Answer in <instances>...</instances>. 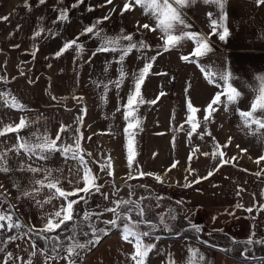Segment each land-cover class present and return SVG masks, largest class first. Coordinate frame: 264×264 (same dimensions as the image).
<instances>
[{"label": "rangeland", "instance_id": "374dc122", "mask_svg": "<svg viewBox=\"0 0 264 264\" xmlns=\"http://www.w3.org/2000/svg\"><path fill=\"white\" fill-rule=\"evenodd\" d=\"M125 3H129V10L123 9ZM73 4L79 5L73 7ZM61 9L67 10L68 20L54 23ZM105 16L109 19L103 20L100 27L107 34L116 36L122 30L130 35L139 32L150 37L146 43L150 47L134 49L120 63V51L93 55L98 42L91 36H80L78 42L84 45V50L79 56L75 46L59 57L55 55L65 42L75 39L84 26ZM148 19L133 0H112L111 3L108 0H46L44 4L39 0H0V77L6 80L0 81V91L14 95L26 106L25 111H20L0 104V129L15 127L21 117H25L33 122L23 128L29 132L25 137L33 132L43 134L47 131L55 139L60 133L59 145L73 144L71 137L81 136L80 154L96 177L100 193L93 190L92 195L86 196L87 203L79 199L85 196L83 192L68 197L78 201L73 205V220L78 225L76 239L81 243L92 239L88 223L108 229V233L100 234L98 243L79 250L76 264H98L99 250L94 256L92 254L100 243L109 236H120L121 231L103 223L113 219V214L103 209L113 207L115 200H139L141 197H147L143 203L152 207L149 220L157 222L156 217L164 215L167 221L169 208L177 217L175 221H168L173 228L171 233L160 226L154 235L161 238L150 240L157 245L150 254L158 255V261L161 259L166 264L171 254L174 264H185L186 246L189 245L204 254L207 264H226L232 259H264V243L256 242L264 241V159H261L264 133H257L255 129H228L222 118L221 103H213L220 95L218 87L211 88V81L209 84L202 77L195 64L190 69L185 68L186 62H196L198 66L205 62L211 64L217 60L216 55L208 51L197 57L195 45L189 40H182L175 48L164 51L163 34L159 30L152 31L154 26ZM146 23L149 29L142 27ZM197 24L205 29L208 23L198 21ZM209 24L210 29L213 25ZM37 31H41L39 36L35 35ZM134 40L137 41L135 37ZM185 56L188 60L182 59ZM174 62L177 64L176 86L170 90L169 63ZM145 63L152 64L140 88L145 102L128 109L127 97L135 90L134 74L138 76ZM121 67L125 78L117 88L112 82L120 79L118 69ZM156 71L161 76L154 75ZM158 77H161L160 85H156ZM158 90L161 102H158ZM203 97L208 101L202 102ZM189 103L196 112L188 111ZM125 111L133 113L128 120L124 119ZM189 116L194 117L192 122ZM136 120L140 121L138 126ZM130 123L133 124L129 133L135 153L131 169L125 133ZM194 124L196 131L192 132ZM62 125L68 131L60 132ZM77 128L79 133L75 131ZM13 134L14 131L12 141L9 135L0 136V152L7 153L10 169L7 173L0 172V201H4L0 208L7 212L11 205L13 219L25 227L0 231V248L4 249L0 252V264H67L64 259L46 261L43 252L46 241L38 239L35 231L27 232L28 228L42 229L45 217L55 219L53 214L60 210L63 197L57 198L55 189L47 187L28 197L22 193L39 187L33 182L44 179L45 169L52 170L51 179L59 181L57 186L63 191L83 188V166L71 158V153L68 158L57 152L47 160H39L29 158L23 150L19 154L9 151L15 145ZM109 160L111 169L107 168ZM221 160L229 163L222 164ZM102 164L105 165L103 170ZM29 165L41 171H27ZM130 172L133 179H129ZM140 172L146 175L139 176ZM149 173L152 175H147ZM198 178L200 182L195 183ZM185 183H191V187H184ZM105 194L107 199H104ZM50 196L53 198L46 203V208L37 204ZM157 196L162 199L157 201L154 199ZM178 201L183 203L178 204ZM238 204L242 207H236ZM248 208L252 211H247ZM85 211L101 215L83 221ZM189 221L200 226L202 231L198 234L192 231ZM72 223L66 224L70 227ZM64 229L62 225L61 229L46 235H59L61 240H66L70 233ZM85 232L88 235H84ZM9 236L20 238L9 240ZM249 239L253 240L251 245L247 244ZM228 247L233 254L223 251ZM33 252L36 254L32 255ZM240 255L248 258L242 259ZM93 257L96 258L92 260Z\"/></svg>", "mask_w": 264, "mask_h": 264}, {"label": "snow or ice", "instance_id": "6c2138e0", "mask_svg": "<svg viewBox=\"0 0 264 264\" xmlns=\"http://www.w3.org/2000/svg\"><path fill=\"white\" fill-rule=\"evenodd\" d=\"M46 0H39L40 4H44ZM79 2H83V0H79ZM112 0H108V3H111ZM135 5L140 6L144 10V15L148 16L155 24V27L151 29L152 31L159 30L163 36L165 37L163 48L164 51H168L169 47L175 48L178 44L181 43L182 40H192L197 44L195 55L197 57L201 56L203 53L200 50V43L203 39L198 36L197 33L186 31L187 28L190 27L182 17V14L179 8L186 6L189 3V0H133ZM174 5L179 6L174 7ZM78 6L77 4H73V7ZM123 9L129 10V3H125L123 5ZM90 11L92 9H89ZM4 19H7L5 17ZM109 19L108 16H105L103 19H96L90 25L84 26L81 33L75 39H72L68 42H65L63 47L55 54L59 57L65 50L72 48L75 46L77 49V56L80 55L84 50V45L79 43L80 36H91L92 39H95L98 42L97 48L94 50L93 55L96 52H116L120 51L122 54L119 56V61L122 63L126 56H128L134 49H145L150 47L143 40L135 41L133 35L125 34L122 30L119 35L112 36L107 34L100 25L103 23V20ZM68 20V12L67 10H59V15L54 21V23L66 22ZM216 22L213 21V24ZM144 29H149V24H144L142 26ZM43 29H41L42 31ZM41 31H37L35 33L36 36L41 34ZM176 33V34H173ZM227 35V31H225L224 35L220 36L221 40H224ZM126 42V43H125ZM159 47V46H158ZM205 47H207L205 45ZM35 55V52L32 53ZM184 60H188V57H182ZM152 60H155V57H152ZM152 67L151 63H145L144 67L139 71L138 76L134 74V83L135 90L133 93H130L127 97V108L132 109L134 104H143L145 101L140 96V88L143 83L146 74L149 72V69ZM120 79L113 81L117 88L123 83L125 78V71L123 67L118 69ZM0 81L6 82L5 78L0 77ZM95 83V82H94ZM105 92H107V85H105ZM240 96V93L235 89H230V92L227 96V103L225 105L226 110L230 108L231 105L237 104V98ZM10 97V98H9ZM139 98V99H138ZM138 99V103H137ZM220 100V97L217 96L213 103H216ZM155 103V101H152ZM0 104L11 107L16 110L25 111L26 106L23 105L18 98L14 95H10L8 92L0 91ZM211 108V105L208 106ZM251 111L240 110L237 106V113L240 118L241 124L238 127L251 128L252 125H257L259 128L264 129V82L261 83L259 89V95L250 105ZM189 112H196L197 109L193 108L191 103L188 104ZM132 111H125L124 119L128 120L130 116H132ZM207 119V117H205ZM189 122L194 120L193 116L188 117ZM33 122L28 120L25 117H21L20 122L15 127L6 126L3 129H0V136L4 135L7 132L16 131L31 126ZM140 123L139 120H136V125L138 126ZM133 124H129L127 128H125V133L128 135V140L126 144V148L128 149V167L129 169L133 166L134 160V150L132 148V138L129 133V128H132ZM68 131L65 126H61L60 132ZM76 133H79L80 130L77 128ZM196 131L195 124L193 125L192 132ZM192 132L189 133V136L192 135ZM73 140V144H64L61 143L58 145V141L61 140L60 133L57 134L55 139H52L51 136L45 131V133L33 132L29 137H19L18 143L14 145L12 149L9 151H15L17 154L23 150V152L29 158H36L39 160H47L54 153H61L65 158H68V154L71 153L72 159H77L79 164L83 166V188H76L74 191L65 192L60 187H58L59 181L52 180V170L45 169L46 175L43 180H36L33 183L35 185H39V187H34L31 192L24 191L22 193L23 196L28 197L32 196L34 193H38L41 188L47 187L48 189H55V192L63 197L67 203L66 206L62 207L61 210L56 211L53 215L54 218L45 217L43 228L39 230H35L32 228H28L27 232H36V236L38 239H43L46 241L45 248L43 252L45 253L46 261L48 260H60L64 259L67 261V264H76V258L79 257L80 251L83 250L89 245L93 243H98L100 240V234L107 235L108 229L99 228L92 223H88L86 226L90 229L92 239L88 240L86 243H81L76 239L77 234V223L73 220L74 208L73 205L78 203L77 200H69L68 197L75 195L78 192L85 193V196H81L79 199L83 200L87 203L86 196L92 195L93 190L95 193H100V187L96 185L95 180L96 177L92 175L91 169L88 167L87 162L84 160V157L80 154L81 152V136L73 135L71 137ZM90 156L91 153H88ZM207 155V153H205ZM220 156H223V153H220ZM264 159V156L261 157ZM221 163H229V161L221 160ZM259 163V161H257ZM175 167V165H173ZM105 165H101V169L103 170ZM107 168L111 169V161L107 162ZM21 170H24L23 166H21ZM10 169L7 167V153L0 152V172H9ZM27 171L36 173L41 171L39 168L31 167L30 165L27 167ZM111 175V171L108 172ZM146 175L143 172L139 173V176ZM147 175H152L151 173ZM212 172L208 173V176H211ZM257 176L260 173H256ZM133 175L129 173V179H133ZM207 177H204L206 179ZM156 179L160 181V177L157 176ZM187 180V177L185 178ZM195 183L200 182V178H198ZM71 183V181H70ZM79 183V180L77 181ZM144 187V186H141ZM184 187H191V183H185ZM131 189V185H129ZM133 193L130 191V196ZM53 197H48L43 203H49ZM107 195H104V199H107ZM147 197H141L139 200L133 199H122L113 201V207H106L103 209L104 212H110L113 214V219L110 221H103L104 224L110 225L111 228L117 229L122 233V239L134 247V253L131 255V260L134 261V264H146V260L149 256V253L156 249L157 245L155 243L150 242V240L158 241L161 237L159 235H154L155 231L162 226L164 231L172 232V225L168 221H175L177 217L173 214V209L169 208L168 220L166 221L164 215H160L156 217V221L149 220L147 217L152 212V207L150 205H146L143 203ZM157 201L162 199L161 197H154ZM4 201H0L2 204ZM43 203L37 201V204L40 207H43ZM178 204L183 203L182 201H178ZM159 206V204H157ZM236 207H242L241 205H236ZM247 211L251 212L252 209L248 208ZM63 213V215H62ZM14 213L12 212V206H9L7 212L0 208V231H11L12 229H21L25 227L22 225L19 220L13 219ZM101 213H89L85 211L83 215V221H90L92 216H99ZM135 217L136 219H133ZM72 221V225L67 226L66 222ZM6 222V223H5ZM65 225V229L70 234L66 237V240H61L59 235L56 236H48L47 233H53L56 229H61V226ZM189 228L195 233H200L202 228L195 223L189 221ZM27 232L25 235H27ZM84 235H88L87 232L83 233ZM20 238L19 236H9V240H16ZM50 241V243H48ZM257 243H264V241H256ZM2 243V241H0ZM253 243L252 239L247 241L248 245ZM187 257L185 260V264H207L206 257L204 254L200 253L199 249L194 248L192 246H186ZM230 249H223V251H229ZM4 249L0 248V252H3ZM64 253V255H61ZM36 253L33 252L32 255ZM7 257L11 259V253L7 254ZM30 264V262H29ZM166 264H174L171 259V254H169V258L166 261Z\"/></svg>", "mask_w": 264, "mask_h": 264}, {"label": "crops", "instance_id": "0c3cea01", "mask_svg": "<svg viewBox=\"0 0 264 264\" xmlns=\"http://www.w3.org/2000/svg\"><path fill=\"white\" fill-rule=\"evenodd\" d=\"M138 7L141 12H144L140 6ZM174 7L179 8L177 5ZM179 10L186 23L190 25L186 31L197 33L203 38L200 43L201 52L206 54L210 51L217 58L211 64L205 62L202 66H198L196 62H186L185 68L190 69V66L195 64L200 69L202 77L209 84L211 81V88L218 87L220 100L217 102L221 103L222 118L228 129H255L254 131L257 133H264V129L257 125H252L251 128L238 127L241 121L236 111L237 106L240 110L251 111L250 105L259 95L261 83L264 82V0H189V3ZM148 20L155 27L152 19ZM198 21L207 22V27L205 29L199 27ZM213 21L216 23L213 24ZM209 22L213 25L210 29ZM225 31H227V35L224 40H221L220 36L224 35ZM133 33L137 41L143 40L145 43H149L150 37L147 36V38L145 34L139 32ZM162 38L165 39L164 36ZM189 41L197 48L195 41ZM169 64L172 77L169 76L168 86L171 90L172 86H176L177 64L175 62ZM155 74L161 76L159 71H156ZM164 74H166L165 71ZM185 76L191 77L190 74H185ZM158 78L159 81L156 85H160L162 82L160 81L161 77ZM230 89H235L240 93V96L237 98V104L231 105L226 110L225 105ZM157 93L158 102H161L160 90ZM206 101L208 98L203 97L202 102ZM28 133L26 129H21L18 133L14 131V144L17 145L18 136L25 137ZM5 134L9 135L12 141V131ZM10 155L12 156L11 152ZM8 194L12 196V193L8 192ZM55 195L59 198L58 194ZM40 202L43 203L44 200L41 199ZM61 202L60 210L66 206L67 201L62 198ZM31 204L34 207L37 206L36 203ZM43 205L46 208V203ZM119 234L121 237L117 235L105 238L99 248L94 251L93 256L99 250L96 255L98 264H134L130 258L134 253V247L122 239L121 232ZM157 256L149 253L146 264H164L161 259L158 261ZM96 257H93L92 260ZM226 264H264V259L257 261L232 259Z\"/></svg>", "mask_w": 264, "mask_h": 264}, {"label": "trees", "instance_id": "16d2710c", "mask_svg": "<svg viewBox=\"0 0 264 264\" xmlns=\"http://www.w3.org/2000/svg\"><path fill=\"white\" fill-rule=\"evenodd\" d=\"M66 223H69V222H66ZM225 249H230V247L225 248ZM226 252H227V253H230V254H233L231 249H230L229 251H226ZM238 257H240V258H242V259H246V258H248V256H246V255H240V256H238Z\"/></svg>", "mask_w": 264, "mask_h": 264}, {"label": "water", "instance_id": "95a60500", "mask_svg": "<svg viewBox=\"0 0 264 264\" xmlns=\"http://www.w3.org/2000/svg\"><path fill=\"white\" fill-rule=\"evenodd\" d=\"M210 246H212V247H216V248H222V247H220V246H218V245H215V244H211V243H208Z\"/></svg>", "mask_w": 264, "mask_h": 264}]
</instances>
